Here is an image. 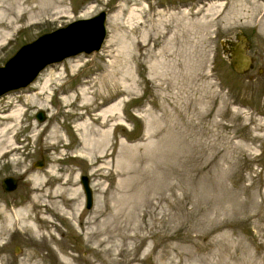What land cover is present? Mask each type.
I'll return each instance as SVG.
<instances>
[{
	"label": "rangeland",
	"instance_id": "1",
	"mask_svg": "<svg viewBox=\"0 0 264 264\" xmlns=\"http://www.w3.org/2000/svg\"><path fill=\"white\" fill-rule=\"evenodd\" d=\"M262 8L256 0H0V66L40 34L106 12L98 51L52 63L0 96V129L12 125L0 143V181L18 180L10 192L0 186V211L41 193L44 206L30 210L47 218L36 222L41 237L6 232L0 264H65L63 253L70 264H264ZM238 32L256 57L241 74L219 45ZM115 104L105 146L82 143L100 142L102 120L80 118ZM52 130L62 142L49 138Z\"/></svg>",
	"mask_w": 264,
	"mask_h": 264
},
{
	"label": "water",
	"instance_id": "2",
	"mask_svg": "<svg viewBox=\"0 0 264 264\" xmlns=\"http://www.w3.org/2000/svg\"><path fill=\"white\" fill-rule=\"evenodd\" d=\"M106 12L100 11L97 14L82 19H76L65 26L56 28L51 32L42 33L30 42L21 45L6 61L0 66V96L9 91L27 86L31 83L41 70L46 66L59 62L64 58L78 53H91L98 51L106 36ZM247 39L243 33H237L234 41H220L224 53L227 55V62L230 68L237 74L248 70L250 58L246 53ZM32 57L34 64L22 71L18 80H10L3 75L5 70L11 68V64L20 60L22 56ZM35 118L38 121L44 120L43 112L37 111ZM39 160L33 164L40 167ZM17 178L12 176L3 177L0 181L1 189L10 192L15 189ZM79 184L83 193V201L86 208L92 205V194L88 178L79 176Z\"/></svg>",
	"mask_w": 264,
	"mask_h": 264
},
{
	"label": "bare ground",
	"instance_id": "3",
	"mask_svg": "<svg viewBox=\"0 0 264 264\" xmlns=\"http://www.w3.org/2000/svg\"><path fill=\"white\" fill-rule=\"evenodd\" d=\"M57 1V0H56ZM44 2V1H43ZM49 3V2H48ZM50 4V3H49ZM52 4V3H51ZM217 4V3H215ZM21 6V5H20ZM19 6V7H20ZM40 6V5H39ZM17 7V8H19ZM16 8V9H17ZM264 8V7H263ZM10 9V8H9ZM2 10V9H1ZM0 10V11H1ZM41 10V9H40ZM14 11V10H13ZM31 11V10H30ZM4 12V11H3ZM8 12V11H7ZM37 11L35 10V13ZM16 13H17V10H16ZM29 13V12H28ZM18 14V13H17ZM2 15V14H1ZM4 16V15H3ZM10 17L7 19V22L6 24H9V22H12V17L11 15H9ZM16 16V14H15ZM2 17V16H1ZM3 20V19H2ZM118 20V17L115 16L113 18V21L116 22ZM13 23V22H12ZM12 25V24H11ZM5 26V25H4ZM3 27V26H2ZM8 27V26H7ZM4 29V27H3ZM13 30V29H12ZM5 31V30H4ZM9 33V32H8ZM5 34H3V38H4ZM111 39H109L107 42L110 43L109 46H112L114 45L113 42L114 41H110ZM30 53H28L27 55L25 56H22L20 60H17L15 61L14 64H11V68L5 70V74L3 75L4 77L10 80H18L20 79L21 77V74H22V71L29 68L31 65L34 64V60L35 59H32L31 56H29ZM78 61V60H76ZM52 71L49 72L48 74V78H43V84L42 86L41 85H37L38 89L37 91H40L39 94L43 95L46 93V90H48V84H49V80H50V76H51V73ZM110 73V72H109ZM110 76V74H109ZM113 76V75H112ZM36 87V88H37ZM17 90V89H16ZM60 92V91H59ZM79 92V93H78ZM77 93L78 94H81L83 96V102H87V98L85 97V90H83L82 88H78L77 90ZM70 94H68L69 96ZM28 100H30V102L33 104L35 103L36 105H38L39 107H43L44 106V102L41 100H36V96L35 95H32L31 97L28 98ZM59 100V99H58ZM64 103H68L69 102V99L67 100L66 97H62L61 99ZM60 101V100H59ZM105 105L103 103H101L98 108H103ZM116 104L115 105H112V106H109V108H106L105 110H102V114L101 115H98V117H94V116H90V112L88 114H84V117L80 118L81 120H84L86 119V121H88V119H90L91 121H94L95 119H101L102 121L99 123L98 127L100 129L99 132H97V135L101 137V140L100 142L98 141H95V139L91 136H86L83 138V141L82 143H84L85 145H96V146H105L106 144V136H107V130L105 129V124L107 123V120L106 117L108 115H111L114 111H116ZM20 113H21V107H18V109L11 113V115L9 116L11 119H15V120H18L20 118ZM115 113V112H114ZM93 124V123H92ZM83 127H86V122H81L79 123L78 125V130H82L83 131ZM9 128H12V125H8L2 129H0V143L1 144H4V138L6 136V132L8 133V129ZM10 130V129H9ZM93 130V129H92ZM55 130H52L51 131V134H50V139H51V136L54 137L53 139L57 140L58 143L62 142V139L59 138L58 136L55 135ZM81 135H82V132H81ZM92 135V134H91ZM52 139V140H53ZM104 141H105V144H104ZM108 141V140H107ZM6 150H1V153H5ZM54 172L52 171V174ZM33 182L35 183L36 181L33 180ZM36 184V183H35ZM35 188V187H34ZM37 189V188H36ZM44 197L45 195L43 194H38V195H35L32 199V204H30L29 206H26L24 208H21L17 211H0V239L1 237L6 233V232H9L11 231L12 233H17V232H22L21 230L23 229H26V230H29L35 237H41V234L40 233V229H37V226H36V222L37 221H47V218L44 217L43 215H40L38 214L36 217H33L32 215V211L30 209L34 208L35 206H44L42 203H40V199H41V196ZM47 205H45L46 207ZM92 233V228L90 231H88L86 234V238L90 237ZM50 235L49 238H48V241L46 242V246L50 248V250L52 251V253H54L55 251V247H56V240L55 238L51 235L52 233H45V235ZM43 236V235H42ZM3 240V239H1ZM53 240L55 242H53ZM57 251V249H56ZM30 256V255H29ZM60 260L65 263V264H70L72 263L73 261V257L71 255H68V256H64V253L60 255ZM22 262V260H21ZM26 261H23L22 263L25 264ZM28 263V262H27ZM35 264V263H34Z\"/></svg>",
	"mask_w": 264,
	"mask_h": 264
},
{
	"label": "flooded vegetation",
	"instance_id": "4",
	"mask_svg": "<svg viewBox=\"0 0 264 264\" xmlns=\"http://www.w3.org/2000/svg\"><path fill=\"white\" fill-rule=\"evenodd\" d=\"M257 2H258V5H260L261 7L263 6L264 7V0H256ZM262 11L264 12V8H262ZM256 18L258 19V20H260V16L259 15H257L256 16ZM238 33H241V32H238ZM237 34V33H236ZM235 34V35H236ZM235 35H234V37H235ZM245 35V34H244ZM245 37H246V39H247V42H246V53H247V55L249 56V58H250V62H249V67H248V70H252L254 67H255V62H256V57L254 56V54L253 53H250L249 52V49H250V37L248 36V35H245ZM231 41H234V38L232 39V40H227L226 41V43H228V42H231ZM258 69H260V68H258ZM18 181V180H17ZM17 184V183H16ZM2 190V189H1ZM3 191V190H2ZM6 242L7 241H5L4 243H3V246L6 244ZM14 252H17V249H15V251Z\"/></svg>",
	"mask_w": 264,
	"mask_h": 264
}]
</instances>
